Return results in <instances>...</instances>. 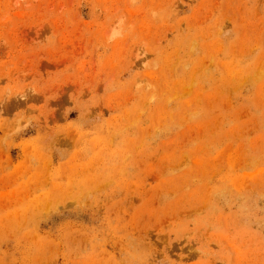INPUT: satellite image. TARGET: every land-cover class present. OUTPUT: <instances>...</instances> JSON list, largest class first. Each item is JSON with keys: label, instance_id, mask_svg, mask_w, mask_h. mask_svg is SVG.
<instances>
[{"label": "rangeland", "instance_id": "1", "mask_svg": "<svg viewBox=\"0 0 264 264\" xmlns=\"http://www.w3.org/2000/svg\"><path fill=\"white\" fill-rule=\"evenodd\" d=\"M0 264H264V0H0Z\"/></svg>", "mask_w": 264, "mask_h": 264}, {"label": "bare ground", "instance_id": "2", "mask_svg": "<svg viewBox=\"0 0 264 264\" xmlns=\"http://www.w3.org/2000/svg\"><path fill=\"white\" fill-rule=\"evenodd\" d=\"M169 88V87H168Z\"/></svg>", "mask_w": 264, "mask_h": 264}]
</instances>
